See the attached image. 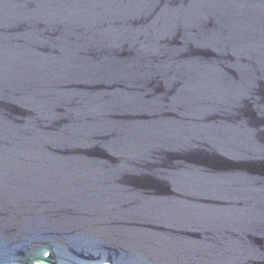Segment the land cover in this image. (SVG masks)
Wrapping results in <instances>:
<instances>
[{"label":"water","instance_id":"95a60500","mask_svg":"<svg viewBox=\"0 0 264 264\" xmlns=\"http://www.w3.org/2000/svg\"><path fill=\"white\" fill-rule=\"evenodd\" d=\"M0 264H264V0H0Z\"/></svg>","mask_w":264,"mask_h":264}]
</instances>
